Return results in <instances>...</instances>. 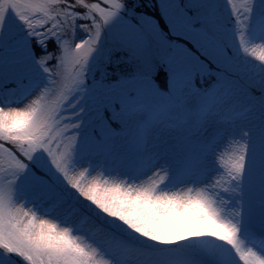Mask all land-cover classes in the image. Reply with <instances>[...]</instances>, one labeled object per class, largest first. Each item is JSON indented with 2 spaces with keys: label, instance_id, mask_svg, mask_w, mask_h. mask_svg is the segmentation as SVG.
<instances>
[{
  "label": "snow or ice",
  "instance_id": "1",
  "mask_svg": "<svg viewBox=\"0 0 264 264\" xmlns=\"http://www.w3.org/2000/svg\"><path fill=\"white\" fill-rule=\"evenodd\" d=\"M0 264H264V0H0Z\"/></svg>",
  "mask_w": 264,
  "mask_h": 264
}]
</instances>
